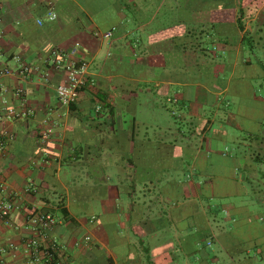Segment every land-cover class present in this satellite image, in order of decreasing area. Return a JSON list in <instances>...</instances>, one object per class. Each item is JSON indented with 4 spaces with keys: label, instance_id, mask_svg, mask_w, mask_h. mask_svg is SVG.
Wrapping results in <instances>:
<instances>
[{
    "label": "crops",
    "instance_id": "0c3cea01",
    "mask_svg": "<svg viewBox=\"0 0 264 264\" xmlns=\"http://www.w3.org/2000/svg\"><path fill=\"white\" fill-rule=\"evenodd\" d=\"M134 1L127 13L122 0H0V68L11 69L0 78V204H14L0 221V264H48L31 257L33 238L56 247L51 264H264V221L229 203L221 207L231 220L225 225L211 202L213 187L238 188L242 172L241 182L264 190V164L255 160L263 129L250 134L249 153L233 155L209 154L206 136L213 124L223 139L226 125L237 127L220 98L230 81L264 78L253 53L264 57V0H183L210 6L182 17L213 22L221 51L212 60L229 58V78L216 83L213 64L208 84L197 68L212 60L198 58L191 42L177 46L187 26L162 10L169 0ZM244 33L252 39L248 58ZM54 48L86 61L94 80L65 115L55 94L64 73L48 63ZM20 63L30 68L27 78L16 72ZM253 100L252 114H264V97ZM4 106L31 114L8 119ZM38 212L56 219L42 233L28 220ZM85 235L91 241L76 246Z\"/></svg>",
    "mask_w": 264,
    "mask_h": 264
},
{
    "label": "rangeland",
    "instance_id": "374dc122",
    "mask_svg": "<svg viewBox=\"0 0 264 264\" xmlns=\"http://www.w3.org/2000/svg\"><path fill=\"white\" fill-rule=\"evenodd\" d=\"M220 51L221 50L217 49L216 46H209V53L212 55H218L220 54ZM248 54L249 51L246 50L244 54L245 58H248ZM254 55L257 57L255 59L257 65L254 72L255 74H258L261 69L264 71V57L262 56L261 51H255ZM225 56L226 55L221 58L220 63L218 60H212L207 64H203L204 73L201 78L202 81H204L206 84H208L209 80L211 82L214 76L212 68L213 64H216L217 66L214 70L216 83H220V79L225 80L229 78V68H227L229 64V58L228 56L225 58ZM254 62L255 61H253V63ZM211 68V72H208L207 70H210ZM240 69L238 68V70ZM251 78L249 77L245 80H240L239 77L235 76L228 85V91L224 92L223 95L220 96V98L225 99L226 103L230 106L233 116L235 119H237V127L231 124L226 125L225 130L226 133L228 132L229 136L223 139L216 138L215 135L217 126L216 124H213L206 135L207 142H211L210 144H212L208 150L209 154L213 155L215 153L227 152L233 155L237 151H245L246 153H249L247 142L248 138H250V134H259L260 131H262L264 127V114H252V109L256 107V104L253 100V94H256L257 96L262 95V97H264V78H258L257 82H253L254 80L251 81ZM261 122H263V124H260ZM240 143L242 146H239ZM187 156L190 157L191 152H188ZM243 173L244 172L239 174L238 179L241 185L238 188L232 189L229 186H215L212 188L213 196L211 202L220 206V209L215 213V216L225 225H230L231 220L227 216L228 212L226 210H222L221 207L224 204L229 203H234L237 205L245 204L255 214L256 221H264V190H258L259 188L254 190L252 188L253 186H251L249 183L241 182ZM260 203H262V205Z\"/></svg>",
    "mask_w": 264,
    "mask_h": 264
},
{
    "label": "built area",
    "instance_id": "2783aa9c",
    "mask_svg": "<svg viewBox=\"0 0 264 264\" xmlns=\"http://www.w3.org/2000/svg\"><path fill=\"white\" fill-rule=\"evenodd\" d=\"M57 17L56 12L49 8L46 13V19L48 21H53ZM43 20L38 19L37 24L41 25ZM111 29L108 32L100 34L103 38H108L112 33ZM2 30L0 29V36ZM50 58L48 63L53 65V67L61 69L64 73L63 81L56 85L55 94L60 106L64 109L63 115L67 113L70 106L76 102L78 94L83 87L94 85L93 78L90 77L88 72V63L84 60H70L69 54L65 51L54 48L50 52ZM19 61V58H16ZM17 74L23 78H27L30 72V68L25 63H20L16 70ZM11 74V69L9 67L0 68V78ZM46 75V74H45ZM15 95L21 97L24 101L22 88H17L14 91ZM99 108L97 107L96 110ZM3 113L8 119H19L24 118L31 114V110L27 107L21 109H15L13 106H4ZM47 131L41 133L42 139L47 136ZM14 204L11 201L6 200L0 204V221H6L10 211L13 209ZM28 220L33 225L36 233H42L49 229L53 224L56 223V219L48 213L38 212L32 213L28 216ZM91 241L89 235H85L81 240L74 242L76 246L86 245ZM12 247V244L8 245ZM27 247L30 250V255L34 260H37L41 255L45 259V262L51 264L53 257V249L56 247L51 245L50 247L42 248L39 242L33 238L27 242ZM0 251H4V248H0ZM108 264H116V262H109Z\"/></svg>",
    "mask_w": 264,
    "mask_h": 264
},
{
    "label": "trees",
    "instance_id": "16d2710c",
    "mask_svg": "<svg viewBox=\"0 0 264 264\" xmlns=\"http://www.w3.org/2000/svg\"><path fill=\"white\" fill-rule=\"evenodd\" d=\"M111 1V0H110ZM123 2V11L124 12H134L137 8V2L134 0H122ZM204 8H201L199 3H195V2H184L183 0H169V2H165L162 5V10L163 11H168V13L174 14V22L178 25V26H187V28L189 26H191V29H187L185 30V33L180 35L178 34L177 36V46L179 47V44L183 45V48L185 46V43L191 42V46H192V50L193 53H196V56L202 57L203 59H213V56L211 53H209V46L210 45H215L217 41H219V35H217V33H215V28L216 25L213 22H210V20L208 19L207 21L205 19H201L199 18H194L193 16H188L186 15L189 19H185L184 17H182V14H195L197 12L200 11H207L210 12L211 8L210 6ZM239 12L242 13V9H239ZM135 21V19H134ZM207 22V24H206ZM204 25H207L208 28L207 29H202L201 27H203ZM236 25L237 28L242 31L244 29V25H243V21L241 19V16L237 17L236 19ZM198 28V30H197ZM213 31V32H212ZM202 39H206V41H202ZM187 40V42H186ZM241 41L243 43V47L245 48V51L248 50L249 53L253 52L252 51V46L251 43L252 39L249 35L247 34H243L241 37ZM190 44V43H189ZM190 46V45H189ZM183 52L182 50H178V55H181ZM250 53V54H251ZM254 53V52H253ZM246 63H248V61H246ZM212 68L210 70H207L208 72H211ZM197 71H199L202 75L204 73V67L202 65V69H200L199 67L197 68ZM204 82V81H203ZM85 88V87H83ZM82 88V89H83ZM100 105L99 108H107L108 104L105 102V100H103L102 98H100ZM75 103H73L70 107H72ZM251 138V137H250ZM260 138V143L263 144L264 147V128H263V132L262 135L259 137ZM255 160L258 163H263L264 164V150H263V154H256L255 155ZM247 180V178H246ZM146 252H148V250H146Z\"/></svg>",
    "mask_w": 264,
    "mask_h": 264
}]
</instances>
